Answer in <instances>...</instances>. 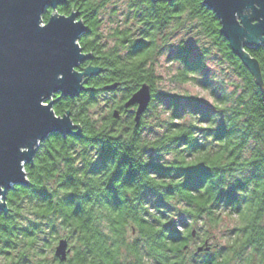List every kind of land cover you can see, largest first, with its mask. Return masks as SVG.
<instances>
[{
    "label": "trees",
    "instance_id": "1",
    "mask_svg": "<svg viewBox=\"0 0 264 264\" xmlns=\"http://www.w3.org/2000/svg\"><path fill=\"white\" fill-rule=\"evenodd\" d=\"M113 1L65 0L56 8L59 15L79 12L88 28L79 45L91 55L79 70L100 72L76 98H53L55 114L70 112L80 133L41 142L24 167L29 184L8 191L0 264H264V46L247 50L256 75L202 0H126L123 21L104 34L103 16L118 15ZM188 34L203 41L199 53ZM174 49L178 84L194 81L213 52L239 83L220 91L211 109L196 95L160 92L154 65ZM143 84L151 101L136 125V107L124 104ZM101 94L113 95V105L95 119ZM162 100L167 117L157 116L158 132L147 131ZM182 101L191 103L184 112ZM226 220L231 241L212 252L210 232ZM62 239L66 261L55 257ZM197 240L211 248L189 260L188 244Z\"/></svg>",
    "mask_w": 264,
    "mask_h": 264
},
{
    "label": "water",
    "instance_id": "2",
    "mask_svg": "<svg viewBox=\"0 0 264 264\" xmlns=\"http://www.w3.org/2000/svg\"><path fill=\"white\" fill-rule=\"evenodd\" d=\"M65 0H0V211L8 210L6 195L15 185L27 186L24 167L32 163L39 144L50 135L78 136L79 126L70 112L57 116L53 111L56 95L74 99L86 90V78L100 69L87 66L91 59L79 41L88 32L79 19V12L59 15L58 5ZM173 1V0H165ZM220 22V34L232 52L241 58L253 73L258 74L256 61L247 50L264 46V0H202ZM51 9L46 23L43 16ZM46 25L47 30L41 26ZM118 84L106 86L113 90ZM49 109L41 113L37 101ZM151 90L143 84L124 104L136 107L135 122L148 108ZM118 118L119 111L113 112ZM55 117H61L55 120ZM194 235V232H193ZM199 246L195 255L203 250ZM69 243L62 239L55 257L66 261Z\"/></svg>",
    "mask_w": 264,
    "mask_h": 264
},
{
    "label": "rangeland",
    "instance_id": "3",
    "mask_svg": "<svg viewBox=\"0 0 264 264\" xmlns=\"http://www.w3.org/2000/svg\"><path fill=\"white\" fill-rule=\"evenodd\" d=\"M113 4L118 10V15L111 16V14H108L106 16H103L104 27H102L101 29L104 34H110L112 28L123 21L122 16L125 12L126 0H114ZM112 8H114V6H110L108 8L109 13ZM187 37L189 38V46L193 48V53H199L202 45H204L203 41L201 39H198L200 43H196L198 40H196V37L192 36V34H188ZM172 52L174 53L175 49L173 51H164L162 55L158 57L154 65L155 73L161 79L158 82V88L160 92L179 94L189 93L190 95H196L205 103L204 108L211 109L214 99L216 95L218 96L220 94V91H232L235 88V85L239 83L238 79L234 76V74H232L228 66L225 63H221L219 56L215 52H213L211 56L208 57L203 72L199 74V76H196L197 78H195L194 81H190L187 84H178V82L173 81L172 78L180 68V64L175 61L172 62L170 60ZM160 99H163V97L160 96ZM112 100L113 95L111 94L99 95L97 105L91 109V115L95 119L102 118L112 107ZM167 105L168 103L166 100L157 101L154 110L147 117L149 125L152 126V128H147V131L158 132L157 116L159 115L160 120H163L167 117V114L164 113L165 109L168 108ZM190 105L191 103L182 101V111L184 112V109H186ZM179 221L185 222V224L188 222L182 217L179 218ZM231 227V222L226 220L217 230H212L210 232L212 235V239L209 243H211L213 247L216 245H218L220 248L225 247V245L228 244L227 242L231 241V237H229V231ZM190 228H194V230L199 233L196 234V237H199L201 235V232H198L197 230V225H195L194 223H190ZM199 242L200 240L191 241L188 244L187 256L189 260L190 258H196L197 255L195 256L194 253L197 247L200 245ZM216 247L212 250V252H217L218 247ZM198 260H200L199 257L195 261Z\"/></svg>",
    "mask_w": 264,
    "mask_h": 264
},
{
    "label": "snow or ice",
    "instance_id": "4",
    "mask_svg": "<svg viewBox=\"0 0 264 264\" xmlns=\"http://www.w3.org/2000/svg\"><path fill=\"white\" fill-rule=\"evenodd\" d=\"M41 27L44 30H47V26L46 25H42ZM37 108L40 110L41 113H45L46 110L49 109V105L47 103H44L43 105H41L40 101L38 100L37 101ZM59 119H61V117H55L53 122H55V120H59Z\"/></svg>",
    "mask_w": 264,
    "mask_h": 264
}]
</instances>
